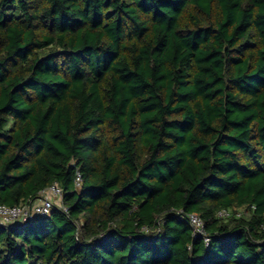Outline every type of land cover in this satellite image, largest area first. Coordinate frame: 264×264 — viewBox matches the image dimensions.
Masks as SVG:
<instances>
[{"label": "trees", "instance_id": "16d2710c", "mask_svg": "<svg viewBox=\"0 0 264 264\" xmlns=\"http://www.w3.org/2000/svg\"><path fill=\"white\" fill-rule=\"evenodd\" d=\"M55 183L0 264H264V0H0V204Z\"/></svg>", "mask_w": 264, "mask_h": 264}, {"label": "built area", "instance_id": "2783aa9c", "mask_svg": "<svg viewBox=\"0 0 264 264\" xmlns=\"http://www.w3.org/2000/svg\"><path fill=\"white\" fill-rule=\"evenodd\" d=\"M81 178L78 175L76 184L79 185ZM64 191L57 183L40 191L39 196L31 203H24L15 206L0 204V223L15 224L27 222L36 216L50 214L55 203H61L62 207L67 210L62 204ZM56 199H59L56 202ZM222 215H228L227 211H222ZM189 222L194 228L195 235H205V224L202 218L196 214L189 215ZM209 238L206 237V242Z\"/></svg>", "mask_w": 264, "mask_h": 264}, {"label": "rangeland", "instance_id": "374dc122", "mask_svg": "<svg viewBox=\"0 0 264 264\" xmlns=\"http://www.w3.org/2000/svg\"><path fill=\"white\" fill-rule=\"evenodd\" d=\"M59 201V199H56V202H58Z\"/></svg>", "mask_w": 264, "mask_h": 264}]
</instances>
